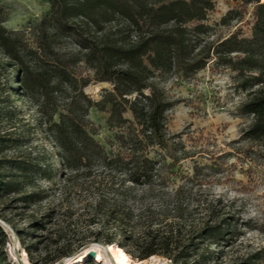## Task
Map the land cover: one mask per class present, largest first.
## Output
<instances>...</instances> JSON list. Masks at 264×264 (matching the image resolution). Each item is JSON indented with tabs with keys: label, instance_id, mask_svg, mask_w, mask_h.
I'll use <instances>...</instances> for the list:
<instances>
[{
	"label": "trees",
	"instance_id": "trees-1",
	"mask_svg": "<svg viewBox=\"0 0 264 264\" xmlns=\"http://www.w3.org/2000/svg\"><path fill=\"white\" fill-rule=\"evenodd\" d=\"M48 1L51 10L30 31L8 29L0 7V54L6 58L0 64L16 72V85L0 95V199L14 194V202L39 203L47 196L39 180L61 172L66 188L92 194L93 224L120 222L137 230L125 233L136 246V252L128 250L132 257L162 255L176 264L223 260L241 219L210 204L202 211L199 204L191 208L179 199V189L172 196L166 188L170 168L180 161L166 116L177 101L156 80L189 78L207 67L235 72L237 87L247 92L240 112L252 118L244 135L264 145V0H234L237 7L215 25L209 22L215 0ZM249 5H254L250 35L239 29L219 33L218 26L243 18ZM68 39L76 46L64 47ZM93 81L111 84L96 101L85 91ZM15 90L36 106L35 126L53 150L33 143L35 133L23 130L33 124L23 115ZM93 106L109 113L113 135L105 144L96 138ZM152 195L160 197L158 207L147 202ZM46 216L30 226L45 228ZM5 220L36 262L24 230ZM102 233L100 228L97 243L102 240L118 252L125 248L112 235L101 238ZM8 234L0 223V264H11L4 251ZM63 238L54 255L44 257L46 264L84 242V237L61 233L56 241ZM229 264H264V248Z\"/></svg>",
	"mask_w": 264,
	"mask_h": 264
},
{
	"label": "rangeland",
	"instance_id": "rangeland-1",
	"mask_svg": "<svg viewBox=\"0 0 264 264\" xmlns=\"http://www.w3.org/2000/svg\"><path fill=\"white\" fill-rule=\"evenodd\" d=\"M215 3V9L209 15V22L213 25L219 23L229 9L238 5L234 0H215ZM0 7L8 29L25 31H30L51 10L48 0H0ZM253 7L249 5L245 16L232 20L229 26H218L219 33L227 35L239 29L241 34L250 35ZM63 43L66 48L76 46L69 39L63 40ZM0 59L6 62L2 54ZM15 73L11 67L0 64V95H6L10 86L16 85L13 82ZM235 75L230 69L207 67L189 78L171 75L156 80L177 101L166 116L169 132L174 136L173 151L180 161L170 168L173 175L166 188L172 196L179 189V199L189 203L191 208L199 204L202 211L210 204L241 219L235 242L225 247L223 260L212 261L211 264H229L232 259L249 251L264 248V145L244 135L252 118L240 112L247 92L237 87ZM110 87V83L93 81L85 91L96 101L101 99L103 88ZM19 91L15 90L13 95L22 107L23 115L33 124L29 131L27 128L23 130L35 133L32 134L35 135L32 136L33 143L39 142L46 149L53 150L52 143L35 126L38 118L36 106L29 98L21 96ZM108 116V111H100L95 106L90 109V118L99 126L96 138L103 144L108 136L113 135L107 125ZM171 161L169 158L166 162ZM39 183L47 195L39 203L29 205L14 202V194L0 199V223L9 233L4 251L11 264H25L11 257V245L17 254L20 250L26 253L28 264H46L44 257L53 256L66 240L56 241L57 234L75 239L84 237L82 245L71 256L88 243L97 242L94 239L98 237L100 228L103 232L101 238L112 235L115 242L125 245L122 251L136 252L134 241L127 240L125 236V233H136L133 226L120 222L113 226L92 223V213L89 212L92 194L87 190L66 188L61 172L52 173L51 178L40 179ZM215 199H221V203H216ZM160 201L157 195L147 199L155 207ZM43 215H47L44 217L45 228L36 230L30 226L32 221L41 219ZM5 219L24 230L26 241L33 243L32 255L36 262L31 260L21 238ZM17 242L19 249H16ZM100 243H103L102 240ZM159 257L171 261L166 256ZM130 259L133 263L139 260L131 255ZM82 261L80 264H100L88 255Z\"/></svg>",
	"mask_w": 264,
	"mask_h": 264
},
{
	"label": "bare ground",
	"instance_id": "bare-ground-1",
	"mask_svg": "<svg viewBox=\"0 0 264 264\" xmlns=\"http://www.w3.org/2000/svg\"><path fill=\"white\" fill-rule=\"evenodd\" d=\"M4 226L9 231L7 225L4 224ZM11 249V257L14 260H20L25 264H28V259L25 252L21 253L22 250H20L17 254V252L13 250L12 245ZM16 249H19L18 242ZM90 250H93L94 252L92 259L96 260L100 264H176L172 261L163 260L158 255H153L148 259L138 260L133 263L128 253H125L124 251L118 252L111 245H105L100 242H90L75 254L63 257L53 264H80L83 262V258L88 255Z\"/></svg>",
	"mask_w": 264,
	"mask_h": 264
},
{
	"label": "water",
	"instance_id": "water-1",
	"mask_svg": "<svg viewBox=\"0 0 264 264\" xmlns=\"http://www.w3.org/2000/svg\"><path fill=\"white\" fill-rule=\"evenodd\" d=\"M93 250H90L89 253H88V256H93Z\"/></svg>",
	"mask_w": 264,
	"mask_h": 264
}]
</instances>
